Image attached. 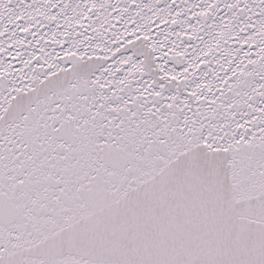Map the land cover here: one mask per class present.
Segmentation results:
<instances>
[{
    "label": "snow or ice",
    "instance_id": "1",
    "mask_svg": "<svg viewBox=\"0 0 264 264\" xmlns=\"http://www.w3.org/2000/svg\"><path fill=\"white\" fill-rule=\"evenodd\" d=\"M0 264H264V0H0Z\"/></svg>",
    "mask_w": 264,
    "mask_h": 264
}]
</instances>
